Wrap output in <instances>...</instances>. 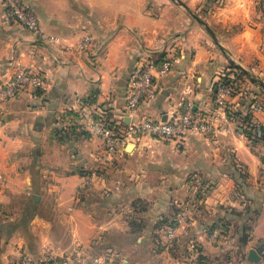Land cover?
Returning a JSON list of instances; mask_svg holds the SVG:
<instances>
[{
  "label": "crops",
  "instance_id": "obj_1",
  "mask_svg": "<svg viewBox=\"0 0 264 264\" xmlns=\"http://www.w3.org/2000/svg\"><path fill=\"white\" fill-rule=\"evenodd\" d=\"M182 1L189 7H195L198 2ZM251 1L257 5L261 3L264 8V0ZM26 3L36 12L45 33L61 37L66 45H75L82 35L89 33L93 36V43L86 51L70 48L51 52L35 33L25 27L16 23L3 24V6L0 2V81H6L18 68L32 69L44 77V86L38 92L21 90L3 104L0 180H3L5 187L0 188V199H3L7 187L17 189L24 182L31 184L35 174L34 164L40 158L47 169L54 173L58 205L72 210V223L85 225L80 239H86V234L93 229L86 214L90 209L85 207L86 194L82 192V187L94 181L93 189L102 192L105 199L128 197L134 187L141 188V183L134 184V181H140L144 176L133 171L131 165L134 161L142 160L161 142L146 138L137 144H126L115 157L107 158L101 138L90 133L87 125L79 120L81 125L74 130L78 132L82 129L87 136L79 143L80 151L76 150L77 154H74L71 152L72 148H76L73 140L66 142L54 137L60 116H71L72 111L79 113L84 108L94 111L95 107H102L111 112L114 120L127 124L145 116L166 119L180 111L183 104L191 103L195 111L218 117L213 101V86L224 74L237 76L239 90L228 98V104L234 108L249 109V99L253 97L260 102L264 100V90L244 73L239 75L237 69L229 68L225 55L212 47L203 28L183 8L169 0H26ZM236 4L241 5L239 1ZM234 9L235 2L226 0L222 7L213 10L211 20L228 27L226 30L235 23L241 26L223 46L251 73L264 75V17L261 20L256 18L264 11L252 14L246 13L244 8V13ZM211 26L217 37L223 36L221 29L218 32L214 25ZM164 55H179L180 58L167 74L156 78L155 98L140 104L135 111L127 112L125 94L131 71ZM251 116L254 122L264 126V110H254ZM69 122L72 123V119ZM220 123H224V131L206 134L209 136L189 133L181 140L163 142L165 148L176 149L178 165V171L163 177L172 178L182 189L187 174L200 164L215 171L212 175L217 179L221 177L223 181L227 179L228 170L221 172L219 165L230 166L232 159L243 163L247 168V181H251L249 186L235 190L233 183H227L222 188L217 187L206 198L205 208L216 213L218 205L223 207L220 213L227 220V227H233L235 223L228 213L232 209L242 213L240 217L237 216L240 222H245L251 213L258 215L260 212L246 244L233 246L231 242L234 238L230 240L229 236L224 243L228 244L227 247L237 248L236 251L241 254L242 262L237 264H264V171L260 170L263 165L245 143L239 117L215 119L216 125ZM128 145H131L130 149H127ZM23 148L29 150L27 157L30 163H25L24 168L22 158L15 154ZM38 148H42L41 153L36 150ZM104 169L106 172L102 171ZM114 169L120 172L115 177L112 174ZM34 196L39 199V195H33V201L37 202ZM128 201L125 200L126 211L132 210ZM31 204L35 203L30 202L29 206ZM24 205L23 210L28 208V203ZM111 210L119 213L115 208ZM248 210L249 213L245 214ZM29 222L25 226H18L13 233L18 229L27 230ZM106 223L108 226L115 224V218H110ZM187 225L177 229L176 238L194 229L197 232L196 240L204 246L206 254L217 250L215 245L209 244L198 218L191 219ZM11 235L6 236L9 238ZM15 240L11 242L16 246L10 243L6 245L9 250L2 255L4 264H9L10 260L22 253L35 255L42 249L29 252L23 237L17 236ZM40 240L43 247H49L44 246V241H50L48 234L46 237L40 234ZM258 248L261 250L258 251ZM250 249L258 252L260 258L256 263L248 259Z\"/></svg>",
  "mask_w": 264,
  "mask_h": 264
},
{
  "label": "rangeland",
  "instance_id": "obj_2",
  "mask_svg": "<svg viewBox=\"0 0 264 264\" xmlns=\"http://www.w3.org/2000/svg\"><path fill=\"white\" fill-rule=\"evenodd\" d=\"M169 1L175 5H179L175 1ZM237 1H239L241 5L236 4ZM225 2L226 0H198L195 7L188 6L193 13L201 17L212 29L213 27L211 24L215 26L218 32L221 29L223 36L220 38L218 37V40L222 45H225V42L233 37L236 32H238V29L241 28L239 24L235 23L229 26V30H226L228 27H223L220 22L211 20L213 10L216 7H222ZM233 2H235L234 10L236 11L244 13L245 10L246 13L252 14L257 13L259 10L264 11L261 3L257 5L251 0H233ZM200 6H202V8H200ZM179 7L183 8L180 5ZM189 17L197 23L190 15ZM263 17L264 14L256 18L261 20ZM207 19L211 23H208ZM220 26L224 29L219 28ZM203 30L205 31L204 28ZM205 33L212 47L220 52V48L214 43L210 35L206 31ZM225 57L227 59V64L229 63V68L239 70L230 61L231 58L235 63H238L236 57L232 54L225 55ZM228 73H231V71ZM260 76L257 77L263 78L261 80L264 81V75ZM259 103L264 107V100L261 102L259 101ZM249 105V109H246L247 111L251 110V104ZM262 110H264V108H262ZM99 113L101 119L105 122L122 125V121L118 122L113 119L108 109L101 107ZM70 119H72V123L69 122ZM59 120L60 124L55 128L56 130H54L55 139L58 138L57 140H64L66 142L73 140V144L76 148H72L71 152L77 154L76 150L80 151L79 143L83 142L86 132L83 133V130L80 129L78 132L74 131L75 133L71 134L73 131H70L69 128L76 129L79 127L81 125L78 123L79 120L82 121L83 125H87L89 119L81 118L76 111H72L71 116L69 114L66 116L62 115ZM251 122L256 124L252 116ZM88 131L93 133L89 129ZM244 139L250 151L258 156L261 165H263L260 170L264 171L263 142L246 137L245 135ZM158 142H161L159 146L152 149L149 154L147 153V156H143L142 160L134 161L131 165L133 171L144 174V176L142 180L134 181V184L136 182L139 184L141 183V188L137 189V187H134V189L130 191L131 194L128 197H123V199L117 197L116 200H111L109 197L105 199L102 192H96L93 189L94 181H90L91 183L85 184L82 187V192L86 194L84 199V203L86 204L85 207L90 209L86 214L89 215L88 217L94 229V231L91 229L90 232L86 234L87 238L84 240L82 238L80 239V235L82 231L85 230V225L82 223L77 225L76 222L72 223L70 217V214L73 213L72 210H68V208L63 209L64 206L58 205V201L56 200L57 195L54 191L56 189L54 184L57 183L54 178V173L50 172L51 169H47L40 158L37 159L38 162L34 164L33 170L35 174L33 175L31 184L24 182L23 185L18 186L17 189L7 187L5 188L4 196H2L3 199H0V264H4L2 255L9 250V248L6 247L7 243H10L11 246H16V243L11 241H16V237L21 236L25 240L27 250L29 252H37L43 247L40 234H44V237L48 234L50 237V241H44V246L47 245L55 250H71L80 243L88 247L91 254L104 257L108 264L241 263V254L236 251L237 248L227 247L228 244H225L224 241L227 236H229L230 240L234 238V241L231 242L233 246H237L238 243V246H242L244 243L246 244L247 241L243 243L240 241L241 238H239L240 233L243 232L241 225H247L245 228L248 230V233L244 234V236H248L253 230L255 221L260 215V212L258 215L257 213H251L245 222L237 220L238 212L236 210L229 212L232 217L231 220H235V223L233 227H227V220H225V218H223L224 215L221 216L222 214L220 213V210H224L223 207L218 205L217 208L219 210L214 213L212 210L209 211L205 208V200L210 192H213L217 187L222 188L226 186L227 183L229 185L233 183V188L235 190L243 186L248 187L251 181H247L246 166L233 159L230 166H228L227 163H223L227 165H219V167H222L219 169L221 172L228 170V173L226 172L227 177L225 176L228 180L225 179L222 181L220 179L221 177L217 179V177L212 175L215 171L208 170L205 165L200 164L202 165L201 167L198 165L197 169L187 174L186 180L183 182L184 188L180 189L172 178L165 179L163 177V175H169L178 171L176 149L172 151L171 149L165 148L163 142L165 143L168 141L159 140ZM36 150L38 153L42 152V148ZM15 154L22 158L23 168L25 163L30 165L28 162L29 158L27 157L29 156L28 148H23ZM116 154L113 157H115ZM55 171L56 169H54V172ZM102 171L106 172L105 169ZM117 173L119 174L120 172L116 169L112 172L114 177ZM230 179H232V182ZM111 185H113V181H111ZM1 186L5 187V183H3L2 179L0 180V188ZM128 186H130L129 182ZM193 190H196L195 197L197 201L190 213V217L191 219L198 218V222H202V231L206 234L209 244H213L217 247V250L209 252L210 254H206L204 246L199 240H196L197 232L194 229L182 237L174 238L171 241L167 240L165 236L166 227L171 226L169 225L170 222L176 218L180 207L187 204L190 199L191 191ZM183 191L185 194L181 195ZM34 194L39 195L37 202L33 201ZM131 197L132 200H130ZM126 199L129 200L128 206L130 205L132 208L130 211H126L124 207ZM30 202L35 203L36 206L34 208V216L29 222V228L27 230L18 229L16 233H13V231L12 235L7 238L5 235L6 225L18 221L24 212V204L28 203L29 206ZM74 203L75 202H73V204ZM114 208L116 211L119 210V213H115V211L111 210ZM226 212L227 211L224 213ZM110 218H115V224L108 226L106 222ZM191 219H187L182 226L184 227L187 225ZM186 227L189 228L188 225ZM215 228L219 229L218 233L216 236L211 237ZM192 239L194 241H191ZM194 250L199 251L197 259L192 257Z\"/></svg>",
  "mask_w": 264,
  "mask_h": 264
},
{
  "label": "built area",
  "instance_id": "obj_3",
  "mask_svg": "<svg viewBox=\"0 0 264 264\" xmlns=\"http://www.w3.org/2000/svg\"><path fill=\"white\" fill-rule=\"evenodd\" d=\"M3 6L1 22L5 25L13 23L25 27L35 33L51 52L74 48L78 51H86L93 43V36L89 33L82 35L75 45H66L64 40L53 34L45 33L39 23L36 12L26 0H0ZM180 58L179 55H164L156 60H149L145 64L136 66L130 73L125 94V110L135 111L140 104L155 98L157 77L167 74L173 64ZM44 77L37 71L29 68H18L6 81H0V122L3 114V104L16 96L21 90L34 92L43 88ZM234 85L218 84L214 89L213 101L216 105L217 116L212 117L195 111L191 103H185L182 109L172 116L161 119L150 116L142 117L129 122L123 127L105 125L93 117L91 108L80 111L81 118L89 119L88 129L99 136L103 142L104 153L107 158L113 157L122 151L126 144H137L143 139L152 138L163 141L181 140L189 133L210 134L217 130L224 131V123L215 124V119H224L226 108L229 105L228 98L233 95ZM259 101L252 105L254 110H262ZM257 124V123H256ZM260 125V124H258ZM196 190L191 191L187 204L180 207L174 225L166 227L165 236L171 241L176 236L178 227H181L187 219H191L190 213L195 206ZM218 228L213 230L212 236H216ZM199 251L194 250L192 257L197 259ZM108 264L101 255H93L88 247L78 243L71 250H55L51 247H42L39 253H22L10 260L9 264Z\"/></svg>",
  "mask_w": 264,
  "mask_h": 264
},
{
  "label": "trees",
  "instance_id": "obj_4",
  "mask_svg": "<svg viewBox=\"0 0 264 264\" xmlns=\"http://www.w3.org/2000/svg\"><path fill=\"white\" fill-rule=\"evenodd\" d=\"M238 72L240 73L239 75H243V73L241 71L238 70ZM229 83H232L234 85L235 88H234V91H233V95L236 94L238 92V90H239L238 89V85H237V76H236V74H233V75L224 74V75H222L220 80L217 81L216 84H214L213 89H215V87L218 84H229ZM41 89H38L35 92H38ZM213 97H214V94H213ZM249 101H250V103L252 105V104H255L257 100L253 97V99L250 98ZM244 110H246V109H244ZM99 112H100V109L95 107L94 108L93 117L96 120H99V121L103 122L105 125L115 126L116 129L119 128V127L125 126L124 122H122V125H117V124H112L110 122H105L104 120L101 119V115H100ZM249 112L252 113L251 110L250 111H247V110L243 111L241 109H236V108H234V106L232 104H229L227 106V108H226V115L229 118H235L236 116L239 117L240 128L242 129V132L244 133V135L246 137L257 139V140L263 142V144H264V126L258 125V124H253L251 122V114ZM78 115H79V113H78ZM71 130L73 131L71 134L75 133L74 129H71ZM82 132L84 133V131H82ZM34 208H35V204H31L30 206H28L27 209L24 210V212L22 213V215H21V217L19 218L18 221L14 222V223H9L8 225H6V227H5L6 235L11 234L18 226H25L27 224V222L34 216ZM232 211H235V210L232 209L230 212H232ZM237 212H238L237 216L240 217L242 213L239 212V211H237ZM248 213H249V210L245 211V214H248ZM173 221H174V219L170 222L169 225H171V226L174 225ZM224 223H226V222H224ZM245 227H247V225H244V224L241 225V228L243 229V232L240 233V237H239V238H241L240 241L243 242V243L245 241H247V238H248L247 235L244 236V234L248 233V230ZM175 238H176V236H175Z\"/></svg>",
  "mask_w": 264,
  "mask_h": 264
},
{
  "label": "water",
  "instance_id": "obj_5",
  "mask_svg": "<svg viewBox=\"0 0 264 264\" xmlns=\"http://www.w3.org/2000/svg\"><path fill=\"white\" fill-rule=\"evenodd\" d=\"M175 1L176 3H178L180 6H182L188 13L189 15L198 23L200 24L205 31L210 35V37L213 39L214 43L220 48V50L222 51V53L224 55H229V51L219 42L217 35L215 34V32L213 31V29L201 18L199 17L197 14L193 13L189 7L181 0H172ZM230 61L236 66V68H238L240 71H242L247 77L248 79L257 84L261 89L264 90V81H262L260 78H258L257 76H255L253 73H251L248 69H246L245 67H243L242 65H240L239 63H235L233 61V59L230 58ZM163 119H165L163 117ZM131 145H128L127 149H130ZM34 200L37 201L38 197L34 196ZM261 250V248H258V251ZM259 255L257 250L255 249H250L248 251V259L251 262L256 263L259 260Z\"/></svg>",
  "mask_w": 264,
  "mask_h": 264
}]
</instances>
